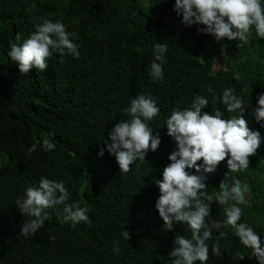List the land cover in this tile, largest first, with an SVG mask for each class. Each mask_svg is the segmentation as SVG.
Instances as JSON below:
<instances>
[{"label":"trees","instance_id":"obj_1","mask_svg":"<svg viewBox=\"0 0 264 264\" xmlns=\"http://www.w3.org/2000/svg\"><path fill=\"white\" fill-rule=\"evenodd\" d=\"M0 264H264V0H0Z\"/></svg>","mask_w":264,"mask_h":264},{"label":"rangeland","instance_id":"obj_2","mask_svg":"<svg viewBox=\"0 0 264 264\" xmlns=\"http://www.w3.org/2000/svg\"><path fill=\"white\" fill-rule=\"evenodd\" d=\"M215 259H216V256L212 255L211 258H210V262L211 263H214L215 262Z\"/></svg>","mask_w":264,"mask_h":264}]
</instances>
